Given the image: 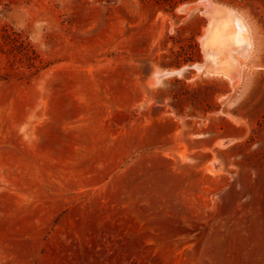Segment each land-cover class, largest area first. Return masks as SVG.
<instances>
[{"label": "rangeland", "instance_id": "obj_1", "mask_svg": "<svg viewBox=\"0 0 264 264\" xmlns=\"http://www.w3.org/2000/svg\"><path fill=\"white\" fill-rule=\"evenodd\" d=\"M0 264H264V0H0Z\"/></svg>", "mask_w": 264, "mask_h": 264}, {"label": "bare ground", "instance_id": "obj_2", "mask_svg": "<svg viewBox=\"0 0 264 264\" xmlns=\"http://www.w3.org/2000/svg\"><path fill=\"white\" fill-rule=\"evenodd\" d=\"M208 4H209V2H208ZM214 11H215V9H214ZM214 13H215V17H216V22L213 25L212 36L209 40V52H210L209 58L211 59V62L216 64L217 66H218V63L229 66V68L232 69V71H233L232 72L233 75L235 76L238 73V72L236 73V67L238 66L237 65L238 60H240L241 58H244V56L246 55V53L248 52V49L250 47V32H251V30H249V28H248L250 23H249V25H247L248 23L246 24V22H244L237 15L232 14V13L225 11V10H218ZM235 13H236V11H235ZM205 33H207V32H205ZM253 33H254V31H253ZM253 33H252V35H253ZM252 48H254V47H252ZM242 60H244V59H242ZM245 66H242V67L244 68ZM242 67H240V68H242ZM200 68H198V69H200ZM243 68H242V70H243ZM213 69H214V67H213ZM209 71H210V69H209ZM214 72H217V70ZM177 74H179V73H177ZM227 75H229V74H227ZM227 75H225V76L226 77L230 76V75L229 76H227ZM229 78H233V77H229ZM235 82H238V81H235Z\"/></svg>", "mask_w": 264, "mask_h": 264}]
</instances>
